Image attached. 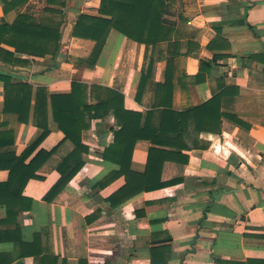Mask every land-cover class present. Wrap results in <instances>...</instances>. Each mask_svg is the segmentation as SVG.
<instances>
[{
	"label": "crops",
	"instance_id": "1",
	"mask_svg": "<svg viewBox=\"0 0 264 264\" xmlns=\"http://www.w3.org/2000/svg\"><path fill=\"white\" fill-rule=\"evenodd\" d=\"M100 5L101 0H66L65 6H50L62 12L58 57L18 55L30 60L27 65L0 60V74L33 86L24 124L5 112L0 81V164L22 155L42 134L34 113L38 89L66 94L74 81L119 91L126 109L144 116L154 107L157 85L167 81L177 111L227 89L221 132L191 129L185 139L194 148L183 152L187 164L168 161L163 167L162 181L177 183L112 204L108 199L126 185L125 177L99 183L119 169L103 158L119 127L112 116L93 121L82 135L89 149L82 154L85 166L47 202L59 166L75 149L49 109L50 133L26 161L40 150L53 151L37 170L40 178L25 188L31 207L8 223L0 207V264H264V0H171L173 43L147 47L113 30L91 66L86 61L95 42L73 37V30L79 15L97 16ZM46 7V0H29L5 13L0 0V23L12 24L20 13L48 17ZM215 55L226 57L201 71V61ZM151 147L147 140L137 142L134 172L146 171ZM7 169H0V183L9 178Z\"/></svg>",
	"mask_w": 264,
	"mask_h": 264
},
{
	"label": "trees",
	"instance_id": "2",
	"mask_svg": "<svg viewBox=\"0 0 264 264\" xmlns=\"http://www.w3.org/2000/svg\"><path fill=\"white\" fill-rule=\"evenodd\" d=\"M4 12L25 6L29 0H2ZM44 12L50 16L37 18L30 13H20L9 24L0 23V60L9 64L27 65L26 56L58 57L62 48L60 9L50 7L65 6L66 0H46ZM171 0H101L99 15L81 14L78 16L73 37L95 42L90 58L86 61L95 66L103 52L106 41L113 30L120 32L129 40L157 47L161 43H173L174 25L167 19ZM2 45L14 48L10 51ZM178 54V53H177ZM226 55H215L211 61H201V71H210L218 59ZM5 86V112L16 114L20 122L27 124L30 117L33 86L27 83H14L12 75L0 74ZM174 86L170 82L158 84L156 102L146 116L128 110L125 96L111 88L101 85H88L79 81L72 82L71 92L49 95L44 88L36 94L35 117L42 134L20 156L9 159V164H0V169L8 168L9 178L0 183V207L6 212L4 223L17 218L24 210H29L32 200L25 197L24 191L31 180L39 179L37 170L51 157L53 151L40 150L26 164L27 159L47 138L50 129L47 125L49 109L53 119L74 146V151L59 166L60 179L45 196L52 202L85 166L82 154L89 151L83 145V132L89 130L93 121L114 117L118 130H114V142L104 150V161L119 166V169L99 183L107 186L120 177H125L126 185L113 194L108 201L124 202L146 191L162 189L177 181L163 182L162 171L166 162L187 164L189 155L183 153L194 147L186 143V135L191 129L196 132H221L222 99L227 89L197 107L177 111L172 106ZM89 91L95 102L89 103ZM217 126V127H215ZM139 140L151 142L147 168L144 173L132 170L134 148ZM74 161H78L71 168Z\"/></svg>",
	"mask_w": 264,
	"mask_h": 264
}]
</instances>
